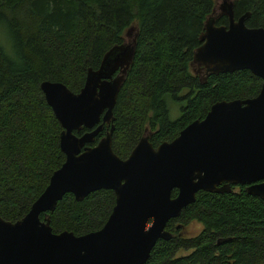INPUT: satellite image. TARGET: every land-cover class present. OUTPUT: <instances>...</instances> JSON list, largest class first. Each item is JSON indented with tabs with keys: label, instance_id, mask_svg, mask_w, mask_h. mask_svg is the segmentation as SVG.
<instances>
[{
	"label": "trees",
	"instance_id": "trees-1",
	"mask_svg": "<svg viewBox=\"0 0 264 264\" xmlns=\"http://www.w3.org/2000/svg\"><path fill=\"white\" fill-rule=\"evenodd\" d=\"M213 7V0H0V29L9 41L8 51L0 41V217L19 219L64 158L61 127L39 82L59 81L78 91L86 70L123 41L132 23L134 53L112 107L111 149L119 158L144 132L155 147L201 119L213 102L254 96L260 78L248 70L200 76L190 67ZM246 11V26L264 28V0H233L234 17ZM214 23L225 25L226 16H216ZM166 97L179 102L174 119ZM108 128L103 124L95 140ZM175 194L172 189L170 196ZM113 201L110 189L94 190L80 201L65 193L49 213L51 231L96 230ZM191 220L202 226L195 235H175L173 223ZM164 228L172 236L158 239L143 264H264V199L242 187L196 191L194 201Z\"/></svg>",
	"mask_w": 264,
	"mask_h": 264
},
{
	"label": "water",
	"instance_id": "water-1",
	"mask_svg": "<svg viewBox=\"0 0 264 264\" xmlns=\"http://www.w3.org/2000/svg\"><path fill=\"white\" fill-rule=\"evenodd\" d=\"M232 3L224 0L206 16L190 67L205 75L248 70L260 78L257 93L213 102L201 119L155 147L144 132L125 158L111 149L112 107L134 53V28L86 70L78 91L39 82L61 127L64 158L19 219L0 217V264H143L158 239L172 236L166 221L193 202L196 191L227 192L240 184L264 199V28L244 24L248 11L234 17ZM221 14L225 25L214 23ZM102 124L108 130L89 145ZM98 189L114 195L100 228L78 235L51 231L49 213L63 194L80 201Z\"/></svg>",
	"mask_w": 264,
	"mask_h": 264
},
{
	"label": "rangeland",
	"instance_id": "rangeland-1",
	"mask_svg": "<svg viewBox=\"0 0 264 264\" xmlns=\"http://www.w3.org/2000/svg\"><path fill=\"white\" fill-rule=\"evenodd\" d=\"M214 4L222 2V0H213ZM217 6V5H216ZM131 28H134V23H132ZM0 41H2V44L4 47H7L8 51V46H9V41L6 33L4 30L0 29ZM166 105L168 109V117L170 119H174L177 117L179 114V102L176 100H173L172 98L166 97ZM201 224L195 220H191L187 222L183 227H180L178 231H176L175 235L181 236V237H190L195 235L200 229H201ZM186 251L179 250L177 253L178 254H183Z\"/></svg>",
	"mask_w": 264,
	"mask_h": 264
},
{
	"label": "flooded vegetation",
	"instance_id": "flooded-vegetation-1",
	"mask_svg": "<svg viewBox=\"0 0 264 264\" xmlns=\"http://www.w3.org/2000/svg\"><path fill=\"white\" fill-rule=\"evenodd\" d=\"M224 0H222V2H223ZM222 2H220V3H222ZM220 3H217V4H214V6H216V5H218V4H220ZM194 70L201 76V74H203L204 76H205V74L204 73H202V72H200V71H198L197 70V68H194ZM204 78H203V76H202V80H203ZM103 125V124H102ZM105 125H108V124H105ZM84 130H86V129H84V128H82L81 130H80V132L79 133H81L82 131H84ZM102 130V126H101V129H100V131ZM99 131V132H100ZM98 132V133H99ZM98 133H97V135L96 136H94V138H93V141L91 142V143H89V145H93L97 140H95V138L98 136ZM144 134V133H143ZM262 181H264V180H262ZM258 182V181H257ZM245 188V185H240V184H234V185H229V190L228 191H236V190H239L240 188ZM245 190V189H244ZM227 191V192H228ZM180 227H183V225L182 224H180V223H173V225H172V230H176V231H178L179 230V228Z\"/></svg>",
	"mask_w": 264,
	"mask_h": 264
}]
</instances>
